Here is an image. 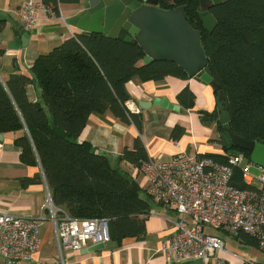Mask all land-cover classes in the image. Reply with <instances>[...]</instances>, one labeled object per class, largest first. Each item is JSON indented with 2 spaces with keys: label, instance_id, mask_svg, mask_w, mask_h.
I'll list each match as a JSON object with an SVG mask.
<instances>
[{
  "label": "trees",
  "instance_id": "1",
  "mask_svg": "<svg viewBox=\"0 0 264 264\" xmlns=\"http://www.w3.org/2000/svg\"><path fill=\"white\" fill-rule=\"evenodd\" d=\"M142 1V0H140ZM159 8L172 11L183 7L191 27L201 33V45L209 62L215 91L222 96V108L230 116L229 125L212 120L213 113L199 112L202 122L218 123V132L264 144V0H224L210 9L217 21L212 33L200 19V0H154ZM80 0H43L46 8L78 5ZM5 21H0V32ZM4 51L0 50V57ZM145 53L137 43L113 40L102 34L78 32L50 53L40 55L30 75L12 74L0 78V133H16L22 160L40 166L54 207L79 220L107 219L112 242L146 234L152 200L146 191L132 186L131 171L111 169L106 156L80 137L92 115H111L126 126L143 128L141 115L132 113L126 89L131 81H160L167 76L190 78L172 62H143ZM39 86L38 100L29 96V87ZM185 110H192L195 98L184 90L178 96ZM174 138L181 136V129ZM225 156H206L228 164L230 156L251 153L224 147ZM122 161L132 171L149 157L140 139L133 149L124 148ZM120 163V164H121ZM233 185L248 189L239 169ZM145 193V197L142 196ZM241 244L258 248L255 238L232 236Z\"/></svg>",
  "mask_w": 264,
  "mask_h": 264
},
{
  "label": "crops",
  "instance_id": "2",
  "mask_svg": "<svg viewBox=\"0 0 264 264\" xmlns=\"http://www.w3.org/2000/svg\"><path fill=\"white\" fill-rule=\"evenodd\" d=\"M30 1L41 8L38 9L37 26L31 31L26 48L19 51L9 49V44L14 40L13 26L6 19L2 20L5 21V27L0 32V50L4 51V56L0 57V78L3 80L12 74L30 75V69L40 55L50 53L63 41L82 32L69 24L83 11L82 5H59L60 15L51 18L43 0H0V13L21 23L19 10ZM126 89L132 97L128 108L141 112L139 115L144 121L142 130L139 131L134 125L126 126L111 115H92L80 137L82 142L90 143L98 152L103 150L118 156H121L124 148L133 149L137 139L143 142L148 157L153 159L162 156L165 160H171L182 153L191 157L227 155L218 132V123L206 125L199 114L223 109V98L216 96L211 85L195 78L167 76L160 81H131ZM184 90L194 95L195 106L192 110H185L179 102L178 96ZM38 95V85L29 87L31 100L37 101ZM156 101H164L166 107L155 106ZM170 105L179 106L180 110H170ZM177 128V134L181 129L184 133L176 139L173 132ZM16 138V133H0V213L32 220L43 219V237L39 250L34 254L33 264H63L48 209L50 190L41 167L27 165L22 160V150L16 145ZM116 167L133 173L125 162L117 163ZM137 183L145 191V179L140 177ZM172 213L176 214L152 203L145 235L125 239L121 245L111 241L98 252H88L89 247L76 253H66L65 264H169V259L163 254H156V251L173 232L171 223L166 221L178 218ZM216 257L215 264H238L242 260L226 252V249L218 252ZM0 264H3L1 257Z\"/></svg>",
  "mask_w": 264,
  "mask_h": 264
},
{
  "label": "built area",
  "instance_id": "3",
  "mask_svg": "<svg viewBox=\"0 0 264 264\" xmlns=\"http://www.w3.org/2000/svg\"><path fill=\"white\" fill-rule=\"evenodd\" d=\"M39 8L41 6L32 1L20 8V22L27 31L36 28ZM47 9L49 17H58L53 7ZM128 109L136 115L141 113L139 109ZM253 167L256 166L248 162L243 153L230 156L228 164L182 153L171 160L162 156L149 158L134 169V181L140 177L145 179V191L152 202L178 214L176 220L166 219L173 232L160 244L156 254L165 255L169 264L196 260L211 264L209 261L224 251L225 241L209 234L210 229L230 236L249 235L257 240L258 249L264 254V170L257 167L261 174L253 176L250 173ZM236 169L240 170L248 189L233 185ZM48 209L63 264L66 253L99 244L108 246L111 242L107 219L72 218L54 207L50 195ZM43 225V219L0 213L3 264H33L34 254L40 248ZM248 264L257 263L249 261Z\"/></svg>",
  "mask_w": 264,
  "mask_h": 264
},
{
  "label": "water",
  "instance_id": "4",
  "mask_svg": "<svg viewBox=\"0 0 264 264\" xmlns=\"http://www.w3.org/2000/svg\"><path fill=\"white\" fill-rule=\"evenodd\" d=\"M80 0L78 5L83 6L80 15L69 21V24L86 33L102 34L113 40L126 43H137L145 53L143 62L150 64L154 61L172 62L184 70L190 78H195L204 84H209L214 91L221 87L213 80L208 59L201 45V33L194 30L187 20L184 8L164 11L159 8L158 1L142 0ZM224 0H200L201 10L207 6L214 7L222 4ZM6 19L12 24L14 40L9 44L10 50H20L27 47L31 32L24 26L12 20L8 15L0 13V21ZM200 19L207 32L212 33L217 21L210 10L200 13ZM39 87V86H38ZM155 106L166 107L165 102L156 101ZM179 111V106L168 107ZM212 120L226 126L230 123V116L225 109H216ZM221 142L224 147L229 144L242 151L251 153V163L264 170V144L245 140L233 133L229 139L223 134ZM99 155L106 156L115 170L116 164L121 163V156L100 151ZM139 192L141 188L136 181L132 182ZM107 246L99 244L87 249L88 252L102 251ZM86 251V252H87ZM183 264H203L196 260Z\"/></svg>",
  "mask_w": 264,
  "mask_h": 264
},
{
  "label": "rangeland",
  "instance_id": "5",
  "mask_svg": "<svg viewBox=\"0 0 264 264\" xmlns=\"http://www.w3.org/2000/svg\"><path fill=\"white\" fill-rule=\"evenodd\" d=\"M250 173L253 176H259L261 174V171L257 167H253L251 169ZM144 187H145V185H144ZM142 196L145 197L144 192H142ZM152 203H154V202H152ZM173 216L178 217V214H173ZM207 232L209 234L221 237L225 241L226 252H229L230 254L235 255V256H237L240 259H243L245 261L244 262L243 260H241V261L238 260L239 261V262H237L238 264H248L249 261H254L257 264H264V254L258 248L245 246V245L241 244L239 241H236L232 236L227 235V234L223 233L222 231L210 229ZM42 237H43V234H41V238ZM227 256H228V254H227ZM217 257L212 258L209 262L211 264H215Z\"/></svg>",
  "mask_w": 264,
  "mask_h": 264
},
{
  "label": "flooded vegetation",
  "instance_id": "6",
  "mask_svg": "<svg viewBox=\"0 0 264 264\" xmlns=\"http://www.w3.org/2000/svg\"><path fill=\"white\" fill-rule=\"evenodd\" d=\"M138 2H140V3H142L140 0H137ZM210 6V4L208 5L207 4V6H205V7H203V9L201 10V7H200V13L201 12H205L206 10H210L212 7H209Z\"/></svg>",
  "mask_w": 264,
  "mask_h": 264
}]
</instances>
